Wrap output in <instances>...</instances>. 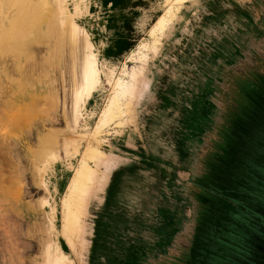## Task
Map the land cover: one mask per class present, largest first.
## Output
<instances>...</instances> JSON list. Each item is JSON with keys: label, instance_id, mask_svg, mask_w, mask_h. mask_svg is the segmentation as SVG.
<instances>
[{"label": "rangeland", "instance_id": "374dc122", "mask_svg": "<svg viewBox=\"0 0 264 264\" xmlns=\"http://www.w3.org/2000/svg\"><path fill=\"white\" fill-rule=\"evenodd\" d=\"M176 1L36 0L51 31L0 62V264H264V0H187L162 31ZM92 46L105 74L76 124Z\"/></svg>", "mask_w": 264, "mask_h": 264}, {"label": "bare ground", "instance_id": "6f19581e", "mask_svg": "<svg viewBox=\"0 0 264 264\" xmlns=\"http://www.w3.org/2000/svg\"><path fill=\"white\" fill-rule=\"evenodd\" d=\"M186 1L187 0H177L176 4L178 6L172 7L168 12H166L162 16V18L159 21V27L162 31L165 29L168 22L173 17L176 16V14L179 12L183 3ZM6 5L9 6L12 11L10 10V8H8L11 12L9 14H8V12H7V14H5L6 18L3 17L4 19H6L5 22H1L2 20L0 21L2 23V26H0V56H1L0 62L4 61V59H6L5 54L8 57L9 53L14 55L12 57L13 59L15 57L18 59H20L21 57L24 58L25 56L28 58L27 55L31 54V53L30 54H28V53H29V49L31 48L33 43L38 41L43 36V34L41 33L40 30L43 31V29H44L46 32L51 31V30H49V28H46V25L42 22V20L44 21L46 19V18L45 19H43V18L47 15L45 12L47 10L42 9V11H40V9H39L40 4H38L36 2V0H0V17H1V15L4 16V14H2L3 13V7ZM73 25H74L75 29H77L76 24H73ZM152 31H151V34H152L153 39H152L151 44H153V43L157 44L159 36H157V34H156L157 32H154V31L152 32ZM37 32H39V33L35 34ZM75 32H77V30ZM83 32L87 35L86 31L83 30ZM73 35H76V33H73ZM42 38H44V37H42ZM148 42L149 41H147L145 39V41H143L141 44V49H144L145 47L149 46ZM32 51H34V49ZM99 54H100L99 50H97L96 47L92 46V48L90 49V56L85 59V63L83 65L84 67H83L82 82L80 83L79 86L76 87L75 93L73 94L74 96H73V105L72 106H73L74 120H75L76 124L79 122V117L83 116V113L85 111L86 100L88 99V96L91 93H93V91L95 90V88L97 86V79H99L98 81H101L100 79L102 78V75L104 76V74H105V71L100 64L101 62H100V55ZM2 55H3V57H2ZM10 56L11 55H9V57ZM31 57H33V55ZM12 58H10V59L13 60ZM26 61H23V62H26ZM4 64H5V62H4ZM22 64L23 63H21V65ZM16 67H17V64H16ZM8 71H7V73L6 72H3V73L7 74L8 76L7 75H5V76H7V78L9 79L10 78L9 76L11 74H9ZM131 77H132V74H130L128 71V68H126V70L124 71L123 77L120 78V80L118 81V84H117L118 91L116 92V95L113 98H111L112 100L110 99L111 100L110 107H109L107 113L105 114L106 115L105 116V124L106 125L108 124L109 120L115 116V114L117 112L120 113L123 110L122 103H123L125 98L130 96L129 91L134 86L133 83H130V81L133 78V77L132 78ZM13 79L14 78H11L12 81H14ZM20 82H21V80H20ZM20 82H18V85ZM23 84L24 83H22L20 85L22 86ZM24 86H27V85H23V87ZM15 88L16 87L14 85L13 90L11 92L12 93L11 98H14V101H15ZM114 89H115V87H114ZM19 92H21V91H19ZM32 101H33V99H32ZM14 108H15L14 103H11L10 107L7 106V107H5V109H2V110H4L3 113L5 112V114L7 115L9 110L10 109L13 110ZM11 112L13 113V111H11ZM15 114H16V112H14V114H12V115H15ZM118 115L120 116V114H118ZM5 118H6V116H5ZM102 119H104V118H102ZM9 127H10V125H9ZM103 127H104V125H103ZM2 131H3V129H2ZM86 169H88V168H87L85 163H84L83 167L80 166V169H78V172H77L75 178L73 179L70 190L65 195V201L63 203L64 204L65 222H67L68 226L71 224V227L66 229V230H68V232L66 231V234L68 237H71L68 234L72 235L71 232H73V228L76 227L74 225H77V223L79 222L78 213H77L78 205H80L81 196H82V194L84 192L83 190L87 184L86 181L90 177V174L87 172V171H90V169H88L87 171H86ZM15 178H10L9 179L10 182L15 183ZM1 181H2V177H0V182ZM9 193L11 195V191ZM12 196H14V195H12ZM74 206H76V207H74ZM63 256L64 255L60 254L59 258L56 260L48 257L49 263H47V264H64Z\"/></svg>", "mask_w": 264, "mask_h": 264}, {"label": "trees", "instance_id": "16d2710c", "mask_svg": "<svg viewBox=\"0 0 264 264\" xmlns=\"http://www.w3.org/2000/svg\"><path fill=\"white\" fill-rule=\"evenodd\" d=\"M264 165V164H263ZM264 168V167H263ZM251 208V207H250ZM249 209V208H246V210Z\"/></svg>", "mask_w": 264, "mask_h": 264}]
</instances>
